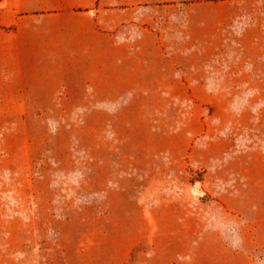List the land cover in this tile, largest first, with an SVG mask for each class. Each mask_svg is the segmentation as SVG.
Here are the masks:
<instances>
[{"label": "rangeland", "instance_id": "1", "mask_svg": "<svg viewBox=\"0 0 264 264\" xmlns=\"http://www.w3.org/2000/svg\"><path fill=\"white\" fill-rule=\"evenodd\" d=\"M0 264H264V0H0Z\"/></svg>", "mask_w": 264, "mask_h": 264}, {"label": "crops", "instance_id": "2", "mask_svg": "<svg viewBox=\"0 0 264 264\" xmlns=\"http://www.w3.org/2000/svg\"><path fill=\"white\" fill-rule=\"evenodd\" d=\"M8 49V54L4 56L8 62H31L38 61V55L35 53L36 47H38L35 42L31 39H22V40H14L13 44L6 42L4 45ZM12 48H14V52L12 53ZM34 52V54L32 53ZM4 85L8 87V83L5 80ZM31 86V85H30ZM20 108L24 109L25 107L20 104Z\"/></svg>", "mask_w": 264, "mask_h": 264}]
</instances>
